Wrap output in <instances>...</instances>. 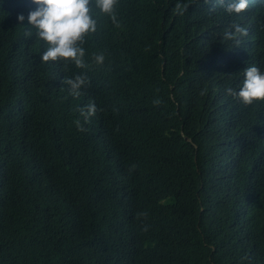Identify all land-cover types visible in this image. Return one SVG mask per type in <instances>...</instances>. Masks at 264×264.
Instances as JSON below:
<instances>
[{"label":"trees","instance_id":"obj_1","mask_svg":"<svg viewBox=\"0 0 264 264\" xmlns=\"http://www.w3.org/2000/svg\"><path fill=\"white\" fill-rule=\"evenodd\" d=\"M197 4L119 0L65 70L0 0V264H264V102H220L264 55L214 71Z\"/></svg>","mask_w":264,"mask_h":264},{"label":"clouds","instance_id":"obj_2","mask_svg":"<svg viewBox=\"0 0 264 264\" xmlns=\"http://www.w3.org/2000/svg\"><path fill=\"white\" fill-rule=\"evenodd\" d=\"M197 9L201 10L194 26H201L202 32L195 33L201 41L212 42L217 46V53L212 59L214 71H220L231 66L237 52L246 49L248 59L242 64H252L258 61V55H264V0H196ZM35 5L34 10L27 14L28 27L26 37L33 36L42 41L46 50L41 56L43 62L62 61L65 70L69 64L77 68H85L86 37L97 30L98 12L116 22V10L119 0H30ZM187 4L179 2L174 5V13L183 15ZM25 16L19 14L17 22L23 23ZM183 20V19H180ZM191 31V30H190ZM97 65L105 60L103 53L94 54ZM243 82L237 92L228 88L229 96L220 100L222 104L251 105L254 102H264V72L256 66H248L243 70ZM64 83L70 86V94L80 96V89L89 81L84 75H77ZM160 99L153 104L159 106ZM84 122L95 115L96 107L90 103L86 109H79ZM78 131H85L79 120L74 121ZM135 165L129 169L134 170ZM146 215L138 213V216ZM145 230H147L145 228Z\"/></svg>","mask_w":264,"mask_h":264}]
</instances>
